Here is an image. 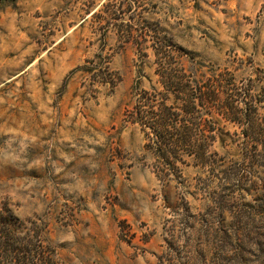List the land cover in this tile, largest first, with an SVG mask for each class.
Instances as JSON below:
<instances>
[{
	"label": "rangeland",
	"instance_id": "rangeland-1",
	"mask_svg": "<svg viewBox=\"0 0 264 264\" xmlns=\"http://www.w3.org/2000/svg\"><path fill=\"white\" fill-rule=\"evenodd\" d=\"M6 208L19 264H264V0H0Z\"/></svg>",
	"mask_w": 264,
	"mask_h": 264
},
{
	"label": "trees",
	"instance_id": "trees-1",
	"mask_svg": "<svg viewBox=\"0 0 264 264\" xmlns=\"http://www.w3.org/2000/svg\"><path fill=\"white\" fill-rule=\"evenodd\" d=\"M165 112H167L165 114V131L168 130H175V132L177 133V135L179 136L178 140H176V143L173 142L171 144H165V146H175L177 147L178 144L182 145L183 143H188L187 139L185 138V131L187 130V127L185 126H179L177 128H175V126L170 124H167V116L171 115L168 113L167 108L165 107ZM177 121V120H175ZM183 137V138H182ZM185 145V144H183ZM167 155V156H166ZM171 155H173V151L171 152H167V154L165 153V158L169 159L171 157ZM11 220H13L12 218V214L11 211L6 208L4 211H0V257L3 259H6L8 256V253H15V263L19 264L20 260L18 258V251L19 248H9V241L12 240V235L9 231V227L11 226Z\"/></svg>",
	"mask_w": 264,
	"mask_h": 264
},
{
	"label": "crops",
	"instance_id": "crops-1",
	"mask_svg": "<svg viewBox=\"0 0 264 264\" xmlns=\"http://www.w3.org/2000/svg\"><path fill=\"white\" fill-rule=\"evenodd\" d=\"M109 245H105V248L107 250H113L115 245L118 244L119 249L123 253L124 256L129 257V248L125 246L123 243L118 242L116 238H111L109 242H107Z\"/></svg>",
	"mask_w": 264,
	"mask_h": 264
}]
</instances>
